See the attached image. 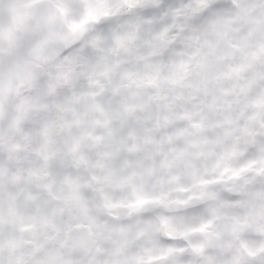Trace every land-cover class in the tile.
<instances>
[{"label": "snow or ice", "instance_id": "obj_1", "mask_svg": "<svg viewBox=\"0 0 264 264\" xmlns=\"http://www.w3.org/2000/svg\"><path fill=\"white\" fill-rule=\"evenodd\" d=\"M0 264H264V0H0Z\"/></svg>", "mask_w": 264, "mask_h": 264}]
</instances>
